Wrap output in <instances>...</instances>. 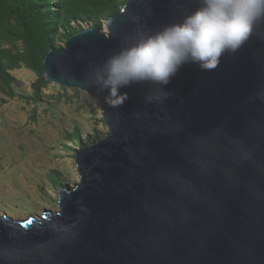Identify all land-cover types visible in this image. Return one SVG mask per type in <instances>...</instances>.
Segmentation results:
<instances>
[{
    "label": "water",
    "instance_id": "obj_1",
    "mask_svg": "<svg viewBox=\"0 0 264 264\" xmlns=\"http://www.w3.org/2000/svg\"><path fill=\"white\" fill-rule=\"evenodd\" d=\"M199 0H126L105 24L42 61L44 79L98 103L106 135L77 151L78 183L57 212L0 215V264H264V20L235 54L184 65L163 91L133 84L122 104L94 70L131 42L195 11Z\"/></svg>",
    "mask_w": 264,
    "mask_h": 264
},
{
    "label": "rangeland",
    "instance_id": "obj_2",
    "mask_svg": "<svg viewBox=\"0 0 264 264\" xmlns=\"http://www.w3.org/2000/svg\"><path fill=\"white\" fill-rule=\"evenodd\" d=\"M29 1L52 50L85 30L105 34L107 11L118 14L126 2ZM41 66L18 24L0 11V215L14 221L56 213L58 191L78 183L75 153L107 132L95 99L48 82Z\"/></svg>",
    "mask_w": 264,
    "mask_h": 264
},
{
    "label": "clouds",
    "instance_id": "obj_3",
    "mask_svg": "<svg viewBox=\"0 0 264 264\" xmlns=\"http://www.w3.org/2000/svg\"><path fill=\"white\" fill-rule=\"evenodd\" d=\"M200 6L176 23L151 32L138 30L131 42L94 70V83L107 90L113 106L123 103L121 89L133 84L158 85L146 103H162L172 95L163 91L180 69L195 64L216 69L221 57L235 54L257 22L264 20V0H199Z\"/></svg>",
    "mask_w": 264,
    "mask_h": 264
},
{
    "label": "trees",
    "instance_id": "obj_4",
    "mask_svg": "<svg viewBox=\"0 0 264 264\" xmlns=\"http://www.w3.org/2000/svg\"><path fill=\"white\" fill-rule=\"evenodd\" d=\"M0 11L10 16L21 30L22 44L30 58L38 66L42 65L43 58L51 51V45L41 28L38 16L33 11L29 0H0ZM117 12L107 11L108 19L114 17ZM106 18V19H107ZM73 37L70 36L69 38ZM16 56L10 61H14ZM42 69V66H41Z\"/></svg>",
    "mask_w": 264,
    "mask_h": 264
}]
</instances>
